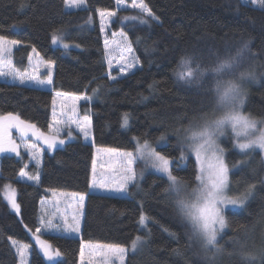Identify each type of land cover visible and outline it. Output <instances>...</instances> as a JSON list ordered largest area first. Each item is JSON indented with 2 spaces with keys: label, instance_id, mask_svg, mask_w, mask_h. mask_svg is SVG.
I'll return each instance as SVG.
<instances>
[{
  "label": "trees",
  "instance_id": "trees-1",
  "mask_svg": "<svg viewBox=\"0 0 264 264\" xmlns=\"http://www.w3.org/2000/svg\"><path fill=\"white\" fill-rule=\"evenodd\" d=\"M144 2L158 20L126 9L119 10L118 17L130 19L113 22L115 30L127 34L141 67L111 81L105 75L98 10L115 11V0H85V6L76 10L66 9L64 0H0V36L22 41L11 53L15 67L25 70L33 47L45 61H55L52 90L92 96L82 112L92 117L94 138L91 144L73 132L74 138L68 141L66 130L60 135L66 143L55 150H47L34 137L27 138L45 148L38 185L19 178L28 161L26 154L0 153V264H18L10 239L31 246L30 264H79L82 241L129 248L126 264H249L239 255L236 240L254 256L251 264H264V152L257 148L242 153L234 147L232 135L220 141L230 169V193L248 199L242 209L226 211L228 227L217 241L222 248L219 255L204 253L190 239L187 222L164 191L167 177L147 168L141 159L136 170L139 185L132 186L129 195L89 191L94 147L136 151L138 141H149L157 151L172 157L173 174L194 182L199 170L195 154L185 153L174 129L206 112L209 102L201 87H186L178 81L187 54L196 58L199 67L218 52L246 43L251 61L264 69V7L241 0ZM53 33L70 48L54 44ZM92 89L97 90L95 95ZM52 90L0 81V114L19 113L47 134ZM243 110L264 117V76L249 84ZM161 136L166 140L160 142ZM12 138H20L16 129ZM182 151L184 161L179 160ZM7 185L16 190L19 214L5 196ZM50 191L88 195L81 237L41 233L51 249L62 254L51 261L32 235L40 226V202ZM143 212L150 219L148 236L139 223ZM142 234L148 237L146 245L133 252L132 242Z\"/></svg>",
  "mask_w": 264,
  "mask_h": 264
},
{
  "label": "snow or ice",
  "instance_id": "snow-or-ice-1",
  "mask_svg": "<svg viewBox=\"0 0 264 264\" xmlns=\"http://www.w3.org/2000/svg\"><path fill=\"white\" fill-rule=\"evenodd\" d=\"M65 7L67 8H79L85 5V0H64ZM125 0H115L117 6L124 5ZM253 4H259L264 7V0H251ZM132 9L139 10L140 13L146 14L148 17H152L154 20H158L155 17L151 9L144 2V0H132L130 5ZM100 25L101 31L105 32L108 25L115 20L127 21L130 18L118 17L117 11L100 9ZM133 19H139L135 17ZM88 23L91 24V17H89ZM116 35V33H112ZM120 35L125 37V47L123 53L120 57L121 64L119 67V73L124 75L129 73L134 67H136V58L131 57L130 54L133 53L132 44L127 40L126 34L121 30ZM52 42L60 43L65 50L70 48L69 44L63 43V40H57L55 33H53ZM22 41L20 40H9L7 37L0 36V79L10 78L13 83H17L19 86L27 87H38L45 88L53 85V72L55 68V61H43L37 60L35 65H33V70L19 71L13 67L11 60H5V54L11 52V47L14 45H20ZM79 47V46H75ZM247 47V45H245ZM105 50L109 49L108 40H104ZM33 52L36 49L33 47ZM39 54L37 53V56ZM31 60V58H29ZM44 64L45 68L48 70L46 78H40L39 76V65ZM191 60L185 58L181 62V68L183 69L177 73L178 78L184 80L187 83H193L192 72L189 69ZM113 68V63L111 59H107V71L105 75L111 80L116 81L117 76H112L111 71ZM187 69V70H186ZM54 91V98L52 100V122L53 125L57 127L49 126V132L46 134L37 127L36 124L26 121L21 118L19 113L8 112L6 114H0V153H14L16 157H21V148L27 152L30 156L31 162L39 169L42 165V158L45 148L39 147L36 143H28L27 138L34 137L36 141H41L47 150H55L58 145H64L66 140L60 139V133L63 128H67L66 136L68 141H71L73 137V132L75 131L77 135H82L85 140L91 139V118L88 115L82 118L78 117L77 113V102L84 101L90 102L92 96L87 94H76L73 92H63ZM96 89H92L93 95L96 94ZM56 97L62 98L59 104L60 113L56 111L57 99ZM70 98L73 103L71 106L63 102V98ZM70 108L73 116L77 118L66 116L64 120L59 119L60 115H65L64 109ZM232 126V136H234L235 143L234 147L238 148L242 153L248 150H255L253 144H259L260 150L264 152V139L260 141H249L247 143H239L238 140L241 137H246L252 126V122L246 116L240 115L239 113L230 117ZM224 121H218L217 127H222ZM128 124V114L123 115V125ZM73 125L75 129H73ZM62 126V127H61ZM16 129L19 133L20 139L23 142L17 144L12 138V130ZM160 142L166 140V137L161 136ZM192 143L188 145V151L195 154V160L198 167V173L194 175V182L199 185L200 197H202L206 203L207 207L200 211L199 217L197 219V224L201 228L208 238L209 244L215 245L218 241V236L224 231L226 227L225 217L223 214V209L227 205H243L246 197L240 198H230L225 195L226 189L229 182V164L225 162V150L216 145L215 141L212 139V133L205 131L204 133H193L190 137ZM100 151V150H97ZM108 154L117 155L122 163L117 174L113 173V170L109 169L107 172L97 173L96 160L93 159L92 162V174L90 180V187L100 189L105 192H115V193H127L129 185H132L137 180V173L133 167L136 159H141L146 167H151L159 173H163L167 177L168 185L170 187H176L178 181L176 179L177 175L173 174L174 160L172 157L165 155L161 151H157L155 147H152L145 141L144 144L138 145L137 152L134 155L132 152H121L116 149L104 150ZM186 159L184 152L182 151L179 160L184 161ZM28 168V164H24V167L20 170L19 176L23 178L25 182H32L33 184H39L40 173L37 171L35 174H29L25 169ZM254 187V186H252ZM5 196L10 203L11 208L17 213H20V204L17 202V193L14 188L10 185L5 186ZM251 190V189H250ZM167 191V189H165ZM77 201L75 206V211L69 217L68 215H60L57 212L48 213L44 209L45 201L41 200V211L42 215L39 217L40 227H38L32 235L35 239L39 250L43 255L49 260H54L60 257L62 254L59 250L53 251L51 245L47 240L41 238V230L45 232L57 231L66 233H79L81 230V215L82 213L79 209H82L83 202L85 199V194L74 193L71 194ZM191 215V213H189ZM148 217L141 214L139 217V223L144 225ZM27 227V226H25ZM141 238L137 237L136 240L132 242V247L135 248L137 243L140 242ZM239 244V255L242 259L247 260L251 264V260L254 256L251 252L247 250V246L240 243L238 240L234 241ZM11 245L14 247L15 252L20 258V264H27V257L29 255L30 245L21 244L16 240L10 239ZM89 249H95L99 252V255L104 261V264H109V261L119 260L123 264L124 255L126 249L119 245H92L90 242L87 245ZM220 251V249H217ZM86 259H91V255L88 257L85 255V246L81 245L79 250V261L80 264H85Z\"/></svg>",
  "mask_w": 264,
  "mask_h": 264
},
{
  "label": "clouds",
  "instance_id": "clouds-1",
  "mask_svg": "<svg viewBox=\"0 0 264 264\" xmlns=\"http://www.w3.org/2000/svg\"><path fill=\"white\" fill-rule=\"evenodd\" d=\"M245 45L247 44L242 43L218 52L210 61H201L199 67L196 58L187 54L186 58L191 60L188 67L195 69L191 79L207 94L209 106L206 112L193 116L187 124L174 129L178 143L185 153L189 150L188 145L192 143L190 137L193 133L211 132L212 139L221 147V139L232 135L230 117L237 113L246 116L252 122L248 135L239 138V143L264 139V117H257L243 110L249 84L264 76V69L251 61L248 45L247 47ZM222 120L223 126L218 128L217 122ZM253 147L260 149L259 144H253ZM176 179L177 186L167 185L165 188L167 191L165 189L164 191L168 194L177 214L187 222L190 239L199 245L204 253L219 255L222 252L221 246L218 243L209 244L206 234L197 224L200 211L207 207L206 201L200 197L199 185L180 176ZM222 211L224 214V209ZM225 222L227 226L226 217Z\"/></svg>",
  "mask_w": 264,
  "mask_h": 264
},
{
  "label": "rangeland",
  "instance_id": "rangeland-1",
  "mask_svg": "<svg viewBox=\"0 0 264 264\" xmlns=\"http://www.w3.org/2000/svg\"><path fill=\"white\" fill-rule=\"evenodd\" d=\"M241 1L243 3L252 4V5L256 6V7H260V5L258 3L257 4L251 3V0H241ZM131 3H132V0H125L124 5H121V6H117L116 5L117 6V9L115 11H117V16H118V11L119 10L132 9L130 7ZM84 6L85 5H82L79 8H82ZM79 8H67V9L68 10H76V9H79ZM133 10L139 12V10H137V9H133ZM144 15H146V14H144ZM115 21L116 20L114 19V22ZM121 30L122 29L115 30L114 27H113V23H111L110 25L107 26L106 31L105 32H102V34H103V40L107 39L108 40V43H109V49L108 50H105V52H106V61H107V59H111L112 60L113 68H112V71H111V75L112 76H117L118 78L124 77L126 75H129L132 72H134L136 69H138L139 67H141V63H140L137 55L133 51V53L130 54L129 59H131V57H135L136 58V67H134L127 74L122 75V74L119 73L118 70H119L120 64L122 63L121 60H120V57H121L122 54H124L123 53V49L125 47V37H123V36L120 35ZM112 33H116V35H112ZM126 38L129 41V38H128L127 34H126ZM16 46L17 45L12 46L11 47V52L5 54V57H4L5 60H11L13 67H15V65L13 63V60L11 59V53H12L14 47H16ZM38 59L45 61L41 57L37 56L36 53H33L32 58L27 63V66H26L25 70H22L21 71L18 68H16V67L15 68L17 70L21 71V72H23V71L31 72L33 70V65H35V63L37 62ZM189 69H190L191 72H193L195 70V69H192V68H189ZM182 70L183 69L181 68L178 71V73L180 71H182ZM47 72H48V70L45 68L44 64L41 63L39 65V76H40V78H42V79L43 78H46ZM52 72L54 74V69L52 70ZM0 81H8L10 83H13L10 80V78H2V79H0ZM178 81L183 86H186V87H190V86L195 87V86H197L196 84H194L195 82H193V83H187L184 80L179 79V78H178ZM14 84H17V83H14ZM42 89L52 90V86L45 87V88H42ZM52 93L54 94V91ZM56 99H57V102H58L57 103V106H56V111L59 114L60 113L59 104H60L62 98L56 97ZM63 102L66 103L69 106H71L72 103H73V101L70 98H67V97L63 98ZM90 102H87V103L84 102V101L77 102V113H78V117L79 118H82L83 116L86 115V114H84L82 112V108H83V106L85 108L88 107V106H90ZM64 113H65V115H60L59 116V119L64 120L66 118V116L72 117L73 119L77 118L76 116H73V113L71 112L70 108H65L64 109ZM88 116H90V115H88ZM90 118H91V129H92V131H91V139L85 140L82 137V135H80V136L82 137V139L85 142L92 143V141L94 140V138H93V125H92V117L90 116ZM50 125L52 127H57L56 125H53L52 116H51V123H50ZM73 129H75V126L74 125H73ZM66 130H67V128H63L62 127V131H61L60 135H63ZM13 139L16 141L17 144H21L22 145L23 142L21 141L20 138H17V139L13 138ZM27 142L28 143H33L32 141H28V140H27ZM138 142H139L138 145L145 143V141H138ZM147 143L152 146V144L149 141H147ZM108 149H110V148H97V147H94V159L96 160V169H97V173L98 174L99 173H103V172H107L109 169L113 170V173L114 174H117L118 173V170L120 169V166H121V163H122L121 159L117 155H115V154H111L110 155V154H108V153H106L104 151V150H108ZM97 150H100V151H97ZM119 151H121V152H132L134 155L137 152V150L136 151L119 150ZM21 153L26 154L27 157H28V161L26 163V164H28V168L25 169V170L28 171L29 174H35L37 171H39V173H40L41 172V167L39 169H37L35 167L34 162H31V160H30L29 154L27 152H25L23 150V148H21ZM139 162H140V159H136V161H135V163L133 165L135 171L137 170V167H139ZM225 162H226V159H225ZM147 168H149V167H147ZM136 173H137V171H136ZM19 178H21V177L19 176ZM21 179L23 180V178H21ZM90 180H91V178H90ZM134 185H136V186L139 185L138 177H137V180L132 185H129V188H128V192L127 193L105 192V191H102L100 189H96V188H92V187H90V190L89 191L90 192H96V193H103V194H112V195H119V196H127V195H129L130 188L132 186H134ZM49 194L50 195H49L48 198L43 199L45 201L44 209L48 213L57 212L60 215H68L70 217L73 214V212L76 210L75 209V206L77 205V201L71 195V194H74V192L50 191ZM225 195L228 196V197H230V198H240V197H237V196L235 197V196H232L231 195V193H230V179H229V182H228V187L226 189ZM87 196L88 195L85 194V199H84V202H83V207H82V209H79V211L82 213V215L80 217V219H81V225L82 226H83V223H84L83 221H84V216H85V213L84 212H85V208H86ZM247 199H248V196L246 197L243 205H231V204L230 205H227L224 208V216L226 217V211L229 210V209H242L243 206L245 205V203L247 202ZM42 214L43 213L41 211V203H40V216ZM143 215H146L147 216V214L145 212H143ZM149 221H150V219L148 217V219L146 220L145 224L144 225H141V230H142L143 234L146 233L147 236L149 234V228H148ZM226 229H227V227L224 229V231H226ZM41 232L44 233L45 231L42 229ZM46 233H57V231H54L53 230V231H49V232H46ZM59 233H63V234L65 233L66 234V232H59ZM222 233L218 236V238L222 235ZM67 234H75V232H73V233H67ZM143 234L138 236V237L141 238V240H140V242L137 243L136 247L133 248L131 246L130 249H132L133 252H137V251L141 250L143 248V246L146 245V242H147V238L148 237L146 238V236L143 235ZM90 243L92 245H96V244H100V245H110V244H104V243H93V242H90ZM21 244H24V243H21ZM81 244L85 246V255H86V257H88L89 254L91 255V259L90 260L89 259H86L85 264H104V261L101 258V256L99 255V252L97 250H95V249H89L87 247V245L89 244V242L82 241ZM123 247L126 249V252H125V255H124L123 264H126V259H127V256H128L129 248H127L125 246H123ZM30 256H31V247H30V250H29V255L27 257V264H30ZM17 258H18V264H20V258L18 256V254H17ZM79 264H80V261H79ZM109 264H121V262L117 259V260L109 261Z\"/></svg>",
  "mask_w": 264,
  "mask_h": 264
},
{
  "label": "crops",
  "instance_id": "crops-1",
  "mask_svg": "<svg viewBox=\"0 0 264 264\" xmlns=\"http://www.w3.org/2000/svg\"><path fill=\"white\" fill-rule=\"evenodd\" d=\"M45 199V198H44ZM43 200V199H42ZM85 213V212H84ZM84 222V221H83ZM83 225H84V223H83ZM82 226V225H81ZM82 229H83V226L81 227V230H80V232L79 233H75V234H63V233H59V232H57V233H52V234H62V235H69V236H75V237H81L82 236ZM41 233H43V232H41ZM44 233H46V232H44Z\"/></svg>",
  "mask_w": 264,
  "mask_h": 264
},
{
  "label": "water",
  "instance_id": "water-1",
  "mask_svg": "<svg viewBox=\"0 0 264 264\" xmlns=\"http://www.w3.org/2000/svg\"><path fill=\"white\" fill-rule=\"evenodd\" d=\"M91 144H94V140L92 141V143Z\"/></svg>",
  "mask_w": 264,
  "mask_h": 264
}]
</instances>
